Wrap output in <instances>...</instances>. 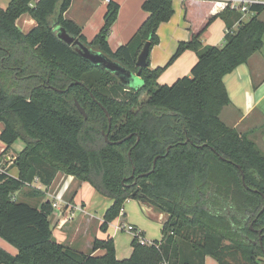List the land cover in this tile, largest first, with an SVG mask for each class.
<instances>
[{"label":"trees","instance_id":"trees-1","mask_svg":"<svg viewBox=\"0 0 264 264\" xmlns=\"http://www.w3.org/2000/svg\"><path fill=\"white\" fill-rule=\"evenodd\" d=\"M33 1L0 6V72L30 89L27 96L10 93L0 81L3 153L20 138L25 143L13 162L18 176L6 165L0 172V236L18 249L12 255L0 247V264H206L207 256L225 264L223 255L231 252L241 264H264V151L221 118L231 104L225 76L264 45V21L258 17L264 5H253L256 15L247 21H241V12L225 8L209 21L221 17L226 22L223 46L205 45L195 33L178 43L165 65L143 67V85L130 87L85 60L58 38L55 28L64 27L137 73L141 50L147 41L150 51L159 42L158 27L173 17L174 0H145L142 8L149 16L115 50L108 35L118 17L117 2L109 1L104 25L88 41L82 27L65 16L73 0ZM24 14L36 22L27 33L17 26ZM187 50L198 56L191 74L160 84V75ZM104 133L115 143H108ZM59 172L89 182L112 199L103 232L121 215L126 200L144 199L143 205L164 214L162 237L152 244L133 237L132 253L124 259L117 257L112 235L95 238L89 252L57 241L53 201L32 205L16 193L29 188V196H45L33 186L35 179L50 187ZM251 223L262 230V246L246 240L256 237Z\"/></svg>","mask_w":264,"mask_h":264},{"label":"crops","instance_id":"crops-1","mask_svg":"<svg viewBox=\"0 0 264 264\" xmlns=\"http://www.w3.org/2000/svg\"><path fill=\"white\" fill-rule=\"evenodd\" d=\"M109 1L117 2L120 5L117 20L108 35V43L115 50L127 43L149 16V13L142 8L145 0H73L65 16L81 26L82 33L87 40L92 41L104 25ZM174 9V16L169 21L161 23L158 28L161 43L154 48L150 56V68L165 65L175 52L178 43L189 40L195 33H201V40L205 45L223 46L225 44L226 22L221 17H216L209 22L211 18L225 9L223 5L198 0H174ZM250 14L249 18L256 15V12ZM25 15L20 18H25ZM28 17V20L27 18L24 20L29 21L30 27L35 26V20ZM258 17L264 21V11ZM247 18L248 15H243L241 21H247L249 19ZM237 27L238 23H235L233 30H236ZM159 50L163 51L162 56L159 55ZM197 60L196 52L185 51L160 75L158 82L172 84L178 78L190 75ZM224 81L230 93L231 104L223 109L222 120L241 134L248 133L264 151V45L246 63L227 74ZM14 145L4 156L7 160L6 163L3 164V158L0 159V163L3 167L6 165L5 168L9 174L17 177L18 168L13 165L12 161H9L12 158L10 152ZM24 146L25 143L21 144L20 149H14L16 156ZM5 147L6 145L1 142L0 152L3 153ZM57 180L63 182L58 195L64 201L58 210H54L53 214L52 230L57 241L78 251L89 252L95 238L112 235L118 259L130 257L133 238L127 245H122L117 242L119 230L115 228L111 231L114 227L113 222L109 225L107 232H103L100 228L104 213L112 204V199L97 191L89 182L79 181L74 176L62 172L57 174L50 187L44 186L39 179H35L33 186L49 193ZM67 192H71L72 195L69 199L64 197L67 196ZM20 195L30 202V196H26L22 192L16 193V197H20ZM50 196L51 193L47 198L52 200ZM162 217L163 214L160 215L161 219ZM131 236L133 237V235ZM0 247L12 255L18 253V249L1 236ZM95 253L100 254L103 251L98 250ZM206 264H218V262L213 257L207 256Z\"/></svg>","mask_w":264,"mask_h":264},{"label":"rangeland","instance_id":"rangeland-1","mask_svg":"<svg viewBox=\"0 0 264 264\" xmlns=\"http://www.w3.org/2000/svg\"><path fill=\"white\" fill-rule=\"evenodd\" d=\"M9 1L10 0H0V6L1 7H6L8 5V3H9ZM36 1L37 0H34L33 3L36 2ZM246 15H248V18H249V16H251L250 13L249 14H246ZM28 16L29 15H27V14L25 15V18H27V20L29 19ZM25 18L24 17L20 18L17 21V26L24 33H27L32 27H30V25H28L29 24V21H27V20L25 21L24 20ZM157 34H158V37H159V42L157 44H155L151 48L150 56L152 55V53L154 51V48L161 43V36H160L158 30H157ZM162 54H163V51L162 50H159V55L162 56ZM16 57H17V55H16ZM32 61H33V59H32ZM0 81L6 85L8 91L10 93H18V94H22V95H26V96L30 94V89L27 88L26 86H23L22 84L20 85V83L17 84L13 80L12 75L5 76L2 72H0ZM141 85H143V81L140 84V86ZM3 127H4V124L3 123H0V131L3 129ZM0 144H1V141H0ZM14 144H13L14 146L12 147V152H10L11 157H12L11 159H9L10 162L11 161L14 162V160H15L14 158L16 157V153L14 152V149H20V146H21V144H24V141L20 138ZM5 154L6 153L0 152V159H2V158L4 159L3 160L4 161L3 164L6 163V161H7L4 158V156H6ZM62 184H63L62 181L59 182V180H57L55 182V184L53 185L52 189L49 191V193H47V192L44 193L45 196H37V195H33L32 197L30 196V198H29L30 203L32 205L39 204L40 202H43L48 197V195L50 193H51V196L50 197H52V201H55L56 199H55L54 196H57L58 195L59 189L62 186ZM29 190H30L29 188H25L22 191V193L24 195H26V196H29L28 192L31 191V190L30 191ZM71 192L70 193L67 192L66 193L67 196L65 195L64 197L66 199H69V197L72 196L71 195ZM68 193L70 194V196L68 195ZM103 195H105V194H103ZM19 198L26 200L25 198H22L21 195H20ZM124 210L126 212V215H123V216L120 215L113 222V226L114 227H112L111 231L112 230H115L116 225H118L119 222H121V221H127L130 224L136 225L140 230H142L143 232H145V238L148 239V240L160 239L162 237V231L161 230H162V221H163L164 214H163V217L161 219L160 218L161 213L158 210H156L154 208H149V207L143 205L142 202L139 201L138 199H132V198L125 201V203H124ZM94 213H95V211H94ZM53 217L54 216L52 215L51 216V222L53 221ZM131 235L132 234L130 232H127V231H119L118 234H117V242L120 243V244H122V245H127L130 242V240L133 238ZM224 242L225 243H228L227 240H225ZM231 253L224 254L223 255L225 264L226 263L228 264V262H229V264H241V262L239 261V258H238V254H235V253H232L231 254Z\"/></svg>","mask_w":264,"mask_h":264},{"label":"water","instance_id":"water-1","mask_svg":"<svg viewBox=\"0 0 264 264\" xmlns=\"http://www.w3.org/2000/svg\"><path fill=\"white\" fill-rule=\"evenodd\" d=\"M55 29L57 31V36L59 39H61L65 43L72 46L78 52V54H80V56H82L85 60H88L92 65L101 66L104 69L114 73L121 80V82L127 86L139 87L140 84L142 83V81H143V79L141 77L142 68L149 66V63H150L148 61V57L150 55V42L149 41L146 42V44L144 45L143 49L141 50V52L137 58L136 64L138 67H140V70L137 73H134V72H131L130 70H128L127 68H125L119 62L114 61L111 58H109L103 52L89 47L88 45L83 43L78 38L72 36L71 34H69L67 32V30L64 27L57 26ZM76 83H80V82H76ZM76 106L86 117L87 115H86L85 109L80 105L78 100H76ZM101 107L105 110L106 114L109 115L106 108L102 105H101ZM109 122L111 124V117H109ZM104 136H105V140L108 143H115V142H111L109 140L107 133H104ZM130 136H128V137H130ZM121 142L122 141H118L116 143H121ZM157 159H158V157L155 158V160H154V167H155ZM237 167L241 170L242 177L244 180L245 175L241 169V166L237 165ZM148 174L149 173H144V174H141V176H146ZM143 201H144V199L142 200V202Z\"/></svg>","mask_w":264,"mask_h":264},{"label":"built area","instance_id":"built-area-1","mask_svg":"<svg viewBox=\"0 0 264 264\" xmlns=\"http://www.w3.org/2000/svg\"><path fill=\"white\" fill-rule=\"evenodd\" d=\"M198 1H205V2H213L217 4L223 5L225 8H230L232 10H237L241 12L243 15H246L248 13H255L251 8L255 4H261L264 5V0H198ZM5 169L3 168L2 164L0 163V172H4ZM55 201H53V206L55 209H59L61 206L60 204L63 201V198L60 195L54 196ZM125 210L122 209L121 216L125 215ZM116 228L119 231H127L130 232L133 237H137L138 241L141 244H152V240H148L145 238V236L142 234V230H140L137 226L130 224L127 221H121L118 225H116Z\"/></svg>","mask_w":264,"mask_h":264},{"label":"flooded vegetation","instance_id":"flooded-vegetation-1","mask_svg":"<svg viewBox=\"0 0 264 264\" xmlns=\"http://www.w3.org/2000/svg\"><path fill=\"white\" fill-rule=\"evenodd\" d=\"M4 61V58H2V62ZM55 88V87H54ZM56 90L60 91V92H63L65 91V89H58V88H55ZM249 227L251 228V230L253 232L256 233V237H254L253 239H246L248 242H250L251 244H254V245H257L258 243L262 246V237H263V233H262V230L261 229H255L254 226H253V223H251L249 225Z\"/></svg>","mask_w":264,"mask_h":264}]
</instances>
